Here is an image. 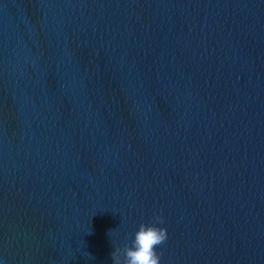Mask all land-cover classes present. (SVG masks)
Instances as JSON below:
<instances>
[{"label": "water", "instance_id": "1", "mask_svg": "<svg viewBox=\"0 0 264 264\" xmlns=\"http://www.w3.org/2000/svg\"><path fill=\"white\" fill-rule=\"evenodd\" d=\"M264 264V0H0V264Z\"/></svg>", "mask_w": 264, "mask_h": 264}, {"label": "clouds", "instance_id": "2", "mask_svg": "<svg viewBox=\"0 0 264 264\" xmlns=\"http://www.w3.org/2000/svg\"><path fill=\"white\" fill-rule=\"evenodd\" d=\"M162 215H154L151 222H141L131 241V246L116 248L111 253L113 264H160L162 253L157 247L167 240V230Z\"/></svg>", "mask_w": 264, "mask_h": 264}]
</instances>
